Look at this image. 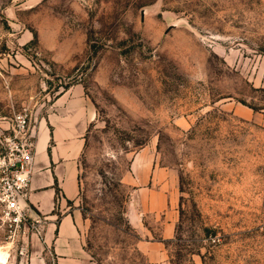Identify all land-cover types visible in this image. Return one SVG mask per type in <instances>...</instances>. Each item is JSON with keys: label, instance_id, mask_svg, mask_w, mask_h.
Masks as SVG:
<instances>
[{"label": "rangeland", "instance_id": "obj_1", "mask_svg": "<svg viewBox=\"0 0 264 264\" xmlns=\"http://www.w3.org/2000/svg\"><path fill=\"white\" fill-rule=\"evenodd\" d=\"M66 94L93 114L66 206L90 262L150 264L165 216L130 215L160 195L167 263L264 264V0H0V132L26 112L37 144ZM9 236L0 264H31Z\"/></svg>", "mask_w": 264, "mask_h": 264}, {"label": "crops", "instance_id": "obj_2", "mask_svg": "<svg viewBox=\"0 0 264 264\" xmlns=\"http://www.w3.org/2000/svg\"><path fill=\"white\" fill-rule=\"evenodd\" d=\"M60 102L62 109L49 115L47 120L51 130H44L36 144V166L28 203L44 216L47 223L43 237L32 241L37 249L31 264H53V261L55 264H94L87 258L80 242L81 214L66 207L77 194L79 142L93 120V114L81 97L71 98L66 94L57 100V107ZM160 199V195L154 196L150 202L151 210H140L139 213L134 210L130 215L136 227L142 226L143 215L165 216L161 239L140 244V250L150 264H169L164 254L165 243L174 238L176 230L171 210L158 209Z\"/></svg>", "mask_w": 264, "mask_h": 264}, {"label": "built area", "instance_id": "obj_3", "mask_svg": "<svg viewBox=\"0 0 264 264\" xmlns=\"http://www.w3.org/2000/svg\"><path fill=\"white\" fill-rule=\"evenodd\" d=\"M30 123L28 114L19 112L13 117L10 133L0 132V221L10 238L23 242L40 240L47 223L28 203L36 166V135ZM25 254L27 248L23 247L21 255Z\"/></svg>", "mask_w": 264, "mask_h": 264}, {"label": "bare ground", "instance_id": "obj_4", "mask_svg": "<svg viewBox=\"0 0 264 264\" xmlns=\"http://www.w3.org/2000/svg\"><path fill=\"white\" fill-rule=\"evenodd\" d=\"M3 252H4V251H3ZM3 252L0 253V261H1V262H5V260H6V259H5V255H4Z\"/></svg>", "mask_w": 264, "mask_h": 264}, {"label": "water", "instance_id": "obj_5", "mask_svg": "<svg viewBox=\"0 0 264 264\" xmlns=\"http://www.w3.org/2000/svg\"><path fill=\"white\" fill-rule=\"evenodd\" d=\"M146 11H143V16L145 15ZM134 213V212H133Z\"/></svg>", "mask_w": 264, "mask_h": 264}]
</instances>
